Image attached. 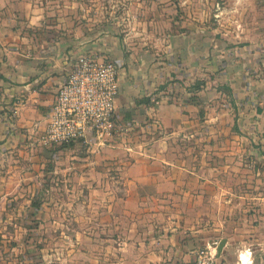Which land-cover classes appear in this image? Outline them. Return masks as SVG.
I'll return each instance as SVG.
<instances>
[{
  "label": "crops",
  "instance_id": "0c3cea01",
  "mask_svg": "<svg viewBox=\"0 0 264 264\" xmlns=\"http://www.w3.org/2000/svg\"><path fill=\"white\" fill-rule=\"evenodd\" d=\"M215 6L0 0V208L9 222L26 218L31 190L43 196L55 184V208L71 222L82 208L117 264H189L214 244L223 263L264 264V77L251 73L257 45L210 28ZM83 53L118 66L126 147L37 140Z\"/></svg>",
  "mask_w": 264,
  "mask_h": 264
},
{
  "label": "rangeland",
  "instance_id": "374dc122",
  "mask_svg": "<svg viewBox=\"0 0 264 264\" xmlns=\"http://www.w3.org/2000/svg\"><path fill=\"white\" fill-rule=\"evenodd\" d=\"M209 1L216 4L208 16L210 28L230 29L229 36L232 34L237 42L257 45L250 49L256 55L251 73L256 70L264 77V66L261 69L257 66L260 57L264 62V0ZM217 9L222 13L215 12ZM53 165L55 167V162ZM35 195L32 190L28 193V207L23 213L26 218L20 221H14L13 217L9 222L8 211L0 208V264H117L115 255H112L115 245L100 239V228L85 222L82 208L75 209L78 222L69 220L68 210L55 208V184L43 196ZM41 197L45 199L44 204L33 207L32 204ZM90 227L91 239L87 236ZM108 230L109 234L113 233L114 227L111 225ZM106 246L112 249L105 250Z\"/></svg>",
  "mask_w": 264,
  "mask_h": 264
},
{
  "label": "built area",
  "instance_id": "2783aa9c",
  "mask_svg": "<svg viewBox=\"0 0 264 264\" xmlns=\"http://www.w3.org/2000/svg\"><path fill=\"white\" fill-rule=\"evenodd\" d=\"M118 91V66L114 62L80 54L57 89L38 142L54 148L74 142L88 147L114 146L118 142L126 147L132 127L121 125L116 117ZM152 102L157 106V101ZM148 125H157L153 116L148 118ZM216 246L197 250L189 264H226L218 260Z\"/></svg>",
  "mask_w": 264,
  "mask_h": 264
},
{
  "label": "trees",
  "instance_id": "16d2710c",
  "mask_svg": "<svg viewBox=\"0 0 264 264\" xmlns=\"http://www.w3.org/2000/svg\"><path fill=\"white\" fill-rule=\"evenodd\" d=\"M202 84H203L202 82H197V83H195V84L193 85V89H195V90L200 89V86H201ZM219 88H220V87H219ZM220 89H223L224 91H227V92H228V90H226L224 87H221ZM228 93H230V92H228ZM61 148H62V147H61ZM32 206L35 207V208H39V203H38V201L35 202V203H33Z\"/></svg>",
  "mask_w": 264,
  "mask_h": 264
},
{
  "label": "water",
  "instance_id": "95a60500",
  "mask_svg": "<svg viewBox=\"0 0 264 264\" xmlns=\"http://www.w3.org/2000/svg\"><path fill=\"white\" fill-rule=\"evenodd\" d=\"M221 246H222V244H221V245H220V247L217 249V252H220V250H221V249H220V248H221Z\"/></svg>",
  "mask_w": 264,
  "mask_h": 264
}]
</instances>
